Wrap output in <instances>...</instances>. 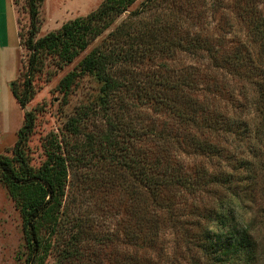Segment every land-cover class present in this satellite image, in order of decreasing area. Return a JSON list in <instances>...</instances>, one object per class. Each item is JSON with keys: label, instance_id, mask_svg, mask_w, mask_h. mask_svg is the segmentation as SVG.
<instances>
[{"label": "rangeland", "instance_id": "rangeland-1", "mask_svg": "<svg viewBox=\"0 0 264 264\" xmlns=\"http://www.w3.org/2000/svg\"><path fill=\"white\" fill-rule=\"evenodd\" d=\"M27 1L0 0V156L13 159L26 111L36 114L26 146L34 169L45 162L52 140L64 145L68 177L45 264H222L225 258L214 248L202 247L217 238L227 246L232 231L247 232L248 252L226 264H264V39L255 34L256 19L245 12L253 9L263 17L256 27L263 29L264 0H157L152 9L143 7L147 0H137L72 64L59 67L48 58L33 79L34 96L22 110L12 92H21L28 64ZM105 1L44 0L38 6L36 39L87 17ZM154 20L158 27H152L153 34L160 43L177 46L130 69L143 76L194 75L199 130L178 126L165 109L156 110L135 94L125 95L106 113L99 103L101 84L91 76L79 78L68 94L59 89L64 76L94 48L109 50L117 44L112 32L125 34L120 45H135L142 35L149 36L146 26ZM187 43L207 50L188 51ZM236 54L242 59H235ZM75 118H80L78 136L68 129ZM108 119L124 128L116 140L131 155L152 162L160 154L163 163L182 168L196 186L170 187L155 202L132 169L108 154L78 152L76 147L87 139L99 142L110 133ZM156 135L169 141L170 156L163 151L168 144ZM194 140L202 143L201 150ZM84 157L92 160L82 161ZM47 232L43 230L46 239ZM73 235L80 236L77 242H70ZM70 247L79 258L63 262ZM26 257L23 219L0 174V264H25Z\"/></svg>", "mask_w": 264, "mask_h": 264}, {"label": "trees", "instance_id": "trees-1", "mask_svg": "<svg viewBox=\"0 0 264 264\" xmlns=\"http://www.w3.org/2000/svg\"><path fill=\"white\" fill-rule=\"evenodd\" d=\"M43 1H27L30 28L24 40V46L29 53L28 64L24 73L21 92L18 93L15 90L12 92L22 110H25L32 100L34 96L33 79L42 70L48 58H55L59 67L72 64L88 49L92 42L112 27L118 17L127 13L137 0H106L96 12L85 18H77L64 24L57 32L36 39L39 32L38 6ZM147 2L143 5L147 9L156 8L159 3L157 0H147ZM136 12H134L136 16H139L140 12ZM245 12L247 15L252 16V19H256L257 27L263 17L253 9L247 8ZM156 23L157 21L154 20L152 25L146 26L149 28L147 29L149 30V36L142 35L140 41L143 42L136 41L138 43L135 45H133L135 41L120 45L119 39L125 37V34L118 32L114 34L112 32L113 36H118V39L117 37L115 39V41L118 40L117 44H113L109 50L94 48L80 61L78 67L60 81V91L68 94L79 78L91 76L101 84L99 103L106 113L119 100L124 99L125 95L135 94L134 96L145 99L148 104L155 106L156 110L165 109L170 117L178 122V126H191L195 130H199L201 128L198 112L199 104L192 97L197 86L194 75L167 77L153 73L143 76L138 73L136 75L133 72L134 69H130L131 67L137 68L138 65H143L146 58H151L154 54H162L163 51H169L172 47L177 46L170 43L167 47L165 43H160V37L154 35V29L152 30V27H155V29L156 26L158 27ZM256 27L254 29L256 32L258 29L261 31L255 32V34L264 39V28L257 29ZM126 36L129 37L130 35ZM179 44H182V42H179ZM187 44L189 46L188 51L207 50L204 45ZM184 49L182 48V50ZM216 57L212 55L210 59L217 60ZM234 58L237 60L242 59L238 54ZM224 61L230 62L227 59ZM35 123V112L26 111L23 125L18 131L17 141L13 148V159L10 160L7 157L0 156L1 177L8 192L16 202L23 219L27 250L25 264H45V260L49 256L47 241L49 235L55 236L58 231L69 168V158L60 140L50 142L47 147L46 160L40 168L34 169L31 166L26 154V146L34 131ZM79 124L80 118L69 121L68 129L73 135H80ZM108 128L110 133L102 135L99 140L100 143L97 141L98 139H87L84 145L76 147L79 150L78 152H81L83 156L91 153L108 154L111 159H114L112 161H117L122 167L132 169L134 179L145 187L155 202H160L161 196L170 187L187 188L192 183H196V181L190 182V177L185 174L182 168L171 167L169 160H164L163 163L160 154H156L154 157L156 159L152 162H146L142 155H131L126 145L123 142L120 144L116 140L115 134L117 133L119 136L124 128L111 121V119H108ZM156 136L158 142L168 144L167 148H163V151L170 156L169 141L165 138L166 141L164 142L162 135ZM193 142L196 149L201 150L203 148L202 145H199L202 144L201 142H195V140ZM165 158H168L167 155H165ZM90 160L86 157L82 158V161L85 162H90ZM194 185L196 186V184ZM81 224L82 222L78 223L76 227L78 230ZM45 229L48 231L47 239L43 235ZM231 234L233 236L230 237L227 246L221 245L220 238H217L211 245L202 248L207 251L211 247L214 248L215 253L220 258H225V261L220 260L222 264H226L227 260L231 258L237 257L239 259L241 256L247 255L249 244L247 232L234 233L232 231ZM79 235L81 236L80 232ZM80 236L73 235L70 242L72 240L77 242ZM63 253L66 255L65 259L62 260L63 262L68 263L72 259L79 258L76 251H71V247L66 248Z\"/></svg>", "mask_w": 264, "mask_h": 264}]
</instances>
